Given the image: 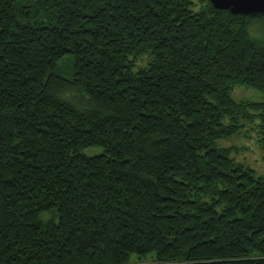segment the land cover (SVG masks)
Segmentation results:
<instances>
[{"label": "trees", "instance_id": "trees-1", "mask_svg": "<svg viewBox=\"0 0 264 264\" xmlns=\"http://www.w3.org/2000/svg\"><path fill=\"white\" fill-rule=\"evenodd\" d=\"M200 1L0 0V264H264V175L215 145L264 120L229 95L264 14Z\"/></svg>", "mask_w": 264, "mask_h": 264}, {"label": "rangeland", "instance_id": "rangeland-1", "mask_svg": "<svg viewBox=\"0 0 264 264\" xmlns=\"http://www.w3.org/2000/svg\"><path fill=\"white\" fill-rule=\"evenodd\" d=\"M191 9L199 11L205 6V1L190 0ZM248 31L251 36L264 40V19L256 24L250 25ZM153 55L145 51L137 56L132 63V71L147 66ZM70 59V58H69ZM59 74L65 78H71L72 64L67 58L58 63ZM229 95L237 102H263L264 94L262 91L253 87L236 85L233 86ZM246 116L238 115V121L241 126L232 134L218 138L215 142L217 147L231 148L230 156L234 163H242L253 170L255 177L264 175V120L260 111L249 109ZM230 115H224L222 122L227 124ZM264 116V115H263ZM86 155H93L101 151V147L92 146L81 150ZM54 210H46L40 213L43 220L52 218Z\"/></svg>", "mask_w": 264, "mask_h": 264}, {"label": "water", "instance_id": "water-1", "mask_svg": "<svg viewBox=\"0 0 264 264\" xmlns=\"http://www.w3.org/2000/svg\"><path fill=\"white\" fill-rule=\"evenodd\" d=\"M216 9L231 14H264V0H207Z\"/></svg>", "mask_w": 264, "mask_h": 264}]
</instances>
